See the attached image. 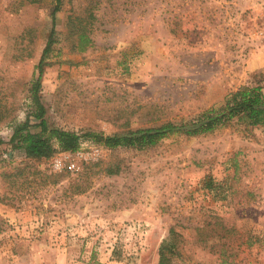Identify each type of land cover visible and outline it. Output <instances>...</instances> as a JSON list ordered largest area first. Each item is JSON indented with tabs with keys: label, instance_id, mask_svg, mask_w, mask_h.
I'll list each match as a JSON object with an SVG mask.
<instances>
[{
	"label": "rangeland",
	"instance_id": "374dc122",
	"mask_svg": "<svg viewBox=\"0 0 264 264\" xmlns=\"http://www.w3.org/2000/svg\"><path fill=\"white\" fill-rule=\"evenodd\" d=\"M55 5L0 0V264H158L172 230L175 264H264V128L172 134L142 152L85 136L179 122L264 89V0H62L40 94L48 124L83 139L32 161L7 142L29 116L39 131L31 89ZM91 15L93 47L72 52L69 17ZM114 163L123 172L109 176Z\"/></svg>",
	"mask_w": 264,
	"mask_h": 264
},
{
	"label": "trees",
	"instance_id": "16d2710c",
	"mask_svg": "<svg viewBox=\"0 0 264 264\" xmlns=\"http://www.w3.org/2000/svg\"><path fill=\"white\" fill-rule=\"evenodd\" d=\"M42 0H28V2L37 4ZM62 10V0H56V5L52 11V29L50 31L47 44L43 50L39 64L37 66L38 76L31 89L32 104L34 111L32 117L38 121L39 131L32 129L30 116L28 119L16 125L13 128V135L9 138L7 144L12 149L22 150L25 157L32 161H48L58 153L76 152L82 143L83 136L64 129L51 127L46 119V108L42 101L40 90L46 67L49 66V55L53 51L56 41V15ZM92 15L86 19H80L76 16H70L67 26L69 28L66 41L70 44L72 52L83 53L93 47ZM238 125L248 129L250 127L264 128V89L261 83L254 86H244L231 92L219 106H212L189 119H182L179 122L167 121L155 127L129 130L123 134L106 136L104 134H87L85 136L94 138L106 149L114 150L126 148L134 151H146L159 145L164 139L172 134H186L188 136H200L210 134L218 129L229 125ZM0 144L4 141L0 139ZM93 166H90V169ZM104 172L109 176L119 175L123 172V167L119 163L106 166ZM89 172V171H88ZM52 176V175H51ZM56 177V176H54ZM58 179L55 180V183ZM202 188L207 190L214 199L221 200L225 198L223 188L220 183L213 179H204ZM78 191L84 192L80 188ZM203 233L199 238L205 245L210 243L211 233L205 228L198 229ZM181 235L175 231L163 240L159 247L158 264H175L176 259L180 257ZM211 251H214L216 241L210 243ZM217 252V251H214Z\"/></svg>",
	"mask_w": 264,
	"mask_h": 264
},
{
	"label": "built area",
	"instance_id": "2783aa9c",
	"mask_svg": "<svg viewBox=\"0 0 264 264\" xmlns=\"http://www.w3.org/2000/svg\"><path fill=\"white\" fill-rule=\"evenodd\" d=\"M55 168L61 170V166H60V164L58 162H55Z\"/></svg>",
	"mask_w": 264,
	"mask_h": 264
}]
</instances>
